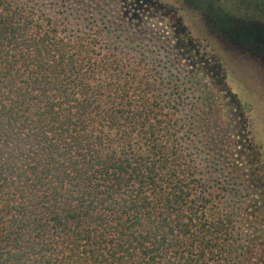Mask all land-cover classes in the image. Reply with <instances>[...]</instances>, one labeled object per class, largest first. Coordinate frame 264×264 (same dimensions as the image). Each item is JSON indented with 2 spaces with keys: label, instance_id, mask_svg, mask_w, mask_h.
Masks as SVG:
<instances>
[{
  "label": "trees",
  "instance_id": "16d2710c",
  "mask_svg": "<svg viewBox=\"0 0 264 264\" xmlns=\"http://www.w3.org/2000/svg\"><path fill=\"white\" fill-rule=\"evenodd\" d=\"M170 102L142 55L0 0V264H243Z\"/></svg>",
  "mask_w": 264,
  "mask_h": 264
},
{
  "label": "rangeland",
  "instance_id": "374dc122",
  "mask_svg": "<svg viewBox=\"0 0 264 264\" xmlns=\"http://www.w3.org/2000/svg\"><path fill=\"white\" fill-rule=\"evenodd\" d=\"M28 1L39 13L60 20L73 31H94L103 43L123 46L146 59L162 82L163 96L175 107L184 143L197 168L206 177L216 178L213 187L225 193L227 205H238L243 264L248 254L258 255L254 248L264 239V226L256 221L264 214L257 212L254 218L251 210L264 201V63L260 54L228 42L200 12L181 0H153L177 7L175 17L186 29L185 36L220 64L226 91L218 94L210 78L174 50L167 23L151 18L141 27L131 16L123 17L119 0ZM232 167L241 171L242 180H233ZM250 179L256 181V188L249 185ZM231 264L241 263L234 260Z\"/></svg>",
  "mask_w": 264,
  "mask_h": 264
},
{
  "label": "flooded vegetation",
  "instance_id": "af4514ba",
  "mask_svg": "<svg viewBox=\"0 0 264 264\" xmlns=\"http://www.w3.org/2000/svg\"><path fill=\"white\" fill-rule=\"evenodd\" d=\"M188 7L200 12L211 26L227 38V41L246 46L256 53L264 54V0H181ZM123 17L131 16L141 27L147 19L153 18L158 22L167 23L174 40L172 47L177 54L196 71L204 72L215 85L218 94L226 91L224 88V74L217 61L202 53L198 45L185 36L180 19L175 17L177 7L169 8L155 3L153 0H119ZM180 7V6H179ZM153 9V10H152ZM179 10V9H178ZM159 15V16H158ZM183 34V35H181ZM227 98L228 95L225 93ZM224 96V94H223ZM233 103L234 101L230 98ZM251 186L256 188V181L250 179ZM258 186V185H257ZM257 210L260 216L264 214V202H259ZM264 216V215H263ZM264 226V217L256 221V225ZM264 243V239H260Z\"/></svg>",
  "mask_w": 264,
  "mask_h": 264
},
{
  "label": "water",
  "instance_id": "95a60500",
  "mask_svg": "<svg viewBox=\"0 0 264 264\" xmlns=\"http://www.w3.org/2000/svg\"><path fill=\"white\" fill-rule=\"evenodd\" d=\"M236 45H240V44H236ZM250 52H251V51H250ZM258 57H259L260 61H261L262 63H264V54H260V55H258Z\"/></svg>",
  "mask_w": 264,
  "mask_h": 264
}]
</instances>
